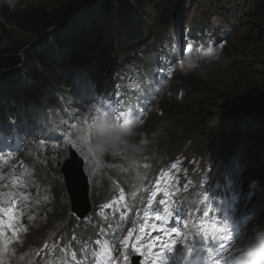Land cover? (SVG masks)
<instances>
[{"label":"clouds","instance_id":"obj_1","mask_svg":"<svg viewBox=\"0 0 264 264\" xmlns=\"http://www.w3.org/2000/svg\"><path fill=\"white\" fill-rule=\"evenodd\" d=\"M37 1L0 0V34L4 26L11 40L25 42L19 62L0 70L3 100L0 120L8 119V114L16 115L10 124H14L11 128H18L0 136V159L8 156L9 141L17 138L33 149L40 123L31 122L45 117L46 113V124H55L57 119L50 117L54 111L61 118L75 119L70 114L72 108H91L90 117L78 116L89 122L91 129L83 140L77 132L68 130L69 135H63L60 124L56 123L55 129V137L64 140L58 155L67 163L70 175L80 174L81 192L77 182L69 181L65 168L43 179L30 172L28 177L32 180L22 183L18 193L38 198L46 193L64 194L69 189L75 195L85 192L84 209L74 201L77 213L83 217L104 199L95 194L97 189L89 190L88 184L98 180L101 191L117 188L118 197L110 201L120 205L136 196L130 184H121L124 174L119 176L120 170L149 175L157 167L174 164L195 172L175 191L188 193L192 202L197 198L203 200L207 203L203 204L205 210L210 207L208 189L231 175L241 174L236 196L231 199L232 216H246V227L242 229L246 240L238 243V250L230 244L221 261L235 264L226 261L235 256L239 264H264V247L260 245L264 243V121L256 114H264V91L248 97L234 92L229 84H222V79H210L218 70L226 74L234 71L247 49L244 57L248 60L254 57L253 65L250 70V65L240 68L239 78L264 82V0H145L143 8H137L131 0L137 15L130 25L120 24L117 10L110 25V20H105L110 15L107 5L98 0L85 1L76 10H71L73 3L69 0H59L58 6H45ZM32 5L38 20L54 10L65 11L66 16L42 34L14 26L13 18L27 17ZM114 5H118V0H114ZM221 5H226L230 12L224 11ZM21 9L28 11L23 13ZM230 20L239 25L235 32L227 28ZM15 32L30 38L17 39L13 37ZM232 35L237 38L224 45V37ZM39 53L43 64L38 62ZM198 67L200 70L193 79L186 77ZM207 87H211L208 93ZM198 94L210 95L214 101L195 96ZM231 99L248 102L242 110L224 111L223 105L232 102ZM179 102L177 121L172 120L170 124L167 114L175 111ZM209 103L219 104L221 112L212 111L206 106ZM113 139L112 145L101 146L103 140ZM176 144L190 148L191 153L179 156ZM39 159L34 153L27 167L39 163ZM71 160H76L79 170H74ZM13 175L4 173L0 164V211L6 208L8 192L18 187L10 183ZM151 179L166 192L173 188L159 178ZM164 203L157 206L165 207ZM65 209V206L54 209L60 211L57 215L48 211L46 218H42L43 225L38 224L39 231L32 234L29 231L20 249L24 250L29 240L39 244V237L49 232L54 218H63ZM194 218V223L200 220V217ZM16 244L13 238L8 239L6 262L14 259L10 253ZM219 263L217 260L213 264Z\"/></svg>","mask_w":264,"mask_h":264},{"label":"trees","instance_id":"obj_2","mask_svg":"<svg viewBox=\"0 0 264 264\" xmlns=\"http://www.w3.org/2000/svg\"><path fill=\"white\" fill-rule=\"evenodd\" d=\"M73 3L71 10H76L77 7L82 5L85 1L88 0H69ZM101 4L107 5V11L109 14L108 17L105 18V20L109 19L110 20V25L114 23V10H117L118 15L121 16L120 24H125V25H130L132 23V19L136 17L137 8H143L145 0H134L135 1V6L131 5V0H118V5H114V0H98ZM34 5L29 7V12L27 17L25 18H18L15 17L12 20V23H14V26H17L19 29L27 32H32L35 34H42L45 32L46 28L49 27L52 24L57 23L60 21V19L64 18L66 16L65 11H60V10H54L52 11L51 14L46 15L45 18L42 20H38L37 16L34 13ZM146 8V7H145ZM22 10V9H21ZM69 10L68 12H70ZM23 13H26L28 9L22 10ZM140 26L143 27L141 24L140 20ZM1 34H0V70L3 68H9L13 67L16 63L19 62L20 57L19 53L22 51L24 47L25 42H19L16 43L15 41L10 39L9 32L6 30L4 26H1ZM102 30L104 32L105 27L102 26ZM73 31V30H71ZM76 32V30L73 31V33ZM13 55V57L9 56ZM45 57H48L46 55ZM38 62L40 64H43V60L41 58V53L38 54ZM83 69L88 70L87 67L83 66ZM251 67H249V70ZM33 72V71H31ZM249 72V71H248ZM33 74V73H32ZM185 82V81H184ZM19 93L17 92L14 95V98L18 95ZM159 93L157 92L155 96H157ZM264 96V95H262ZM13 99V98H12ZM232 102H228L227 104L223 105V110L225 111L226 109L235 111L237 109L242 110L244 103H247V100L240 101V102H233L234 99H231ZM257 118L260 120L264 121V114H261L259 112H256ZM174 122H176L174 120ZM25 134V132H24ZM18 141V140H16ZM3 145V144H2ZM102 146V142H101Z\"/></svg>","mask_w":264,"mask_h":264},{"label":"rangeland","instance_id":"obj_3","mask_svg":"<svg viewBox=\"0 0 264 264\" xmlns=\"http://www.w3.org/2000/svg\"><path fill=\"white\" fill-rule=\"evenodd\" d=\"M37 4H41V5H45V6H58L59 4V0H44V2L42 3V0H38L37 2H35ZM225 11V10H224ZM222 32V31H221ZM24 37L23 41H26L30 38L29 35L27 34H22V33H18V32H15L13 37H16L17 39H20L21 37ZM261 46V44H259ZM247 49L244 50V54H245V51ZM244 54L242 56V58H240V65L234 70L232 71L231 73L229 74H226L224 70H218L219 72L216 73L215 75L211 76L210 79H222V84H225V85H228L230 86V88L236 92V93H240V94H243L246 96H251L252 93H255V92H258L260 93L261 91H264V82L261 80V79H251V78H248L245 80H243L244 78H239V75H238V72L240 70V68H242L243 66L245 65H253L251 61H249L246 57H244ZM199 71L198 68L194 69V71H191L189 72L187 75L190 76V78L193 79L194 75ZM258 74H261V71L260 69H258ZM233 83V84H231ZM211 89V87H207L206 88V93L209 92V90ZM257 93V94H258ZM195 96H205V98H207L208 100H211L210 102H213L214 100L210 97V95H207V94H198V95H195ZM192 98L189 99V101H191ZM206 106L208 107H211L210 109L212 111L214 110H217L218 112L220 111L221 112V107L219 104H215L213 105V103H209V104H206ZM185 155L181 156V157H185ZM229 221L233 220V216L229 217L228 219ZM38 224V223H37Z\"/></svg>","mask_w":264,"mask_h":264},{"label":"bare ground","instance_id":"obj_4","mask_svg":"<svg viewBox=\"0 0 264 264\" xmlns=\"http://www.w3.org/2000/svg\"><path fill=\"white\" fill-rule=\"evenodd\" d=\"M226 5H221V7H222V9L223 10H225V11H227L228 13L230 12V9H227L228 7H225ZM221 20V22H222V24L224 23V21H223V19L221 18L220 19ZM226 28V27H225ZM227 28L229 29V32L230 31H233V32H235L238 28H239V25L238 24H236L234 21H231L230 20V22H228V24H227ZM222 32H226V31H222ZM235 38H237V35H232L231 37H224V39L222 40L223 42H224V45L225 44H227V43H229L230 41H232V40H234ZM211 44L212 43H210V45H209V47L211 46ZM209 49V48H208ZM193 55H195V57H196V54L194 53ZM208 58H209V53H208V55H207V61H208ZM251 62H253V60H254V57H251L250 59H249ZM194 60H191V62H193ZM250 67H252V65H250ZM198 69L200 70V68L198 67ZM186 77H188V78H190V76L189 75H186ZM179 106H180V102H179V105H178V107H177V109L175 110V111H173V112H171V113H169V114H167V121L170 123V124H172L173 122H172V120H175V121H177V117H178V113H179ZM26 134V133H25ZM114 143V139L112 140V141H108V140H103L102 141V147H106V146H109V145H112ZM174 147H177V148H179V153H178V155L179 156H183V155H185L186 154V156L188 155V154H190L191 153V149L190 148H188V147H186V146H184V145H182V144H176ZM70 163L72 164V166H73V168H74V170L77 168L78 169V165H77V162H76V160H71L70 161ZM79 170V169H78ZM76 172V171H75ZM66 173H67V175H68V179H69V181L70 182H77L78 183V187L80 188L78 191H82V185H81V183L79 182V181H81L82 180V178H81V176H80V174L79 173H77L76 172V174H72V175H70L69 173H68V166H67V163H66ZM255 188H256V186H254ZM75 202H76V204H77V206H81L83 209L85 208V205H86V197H85V192H83V193H81V194H79V195H76L75 197ZM60 206H58V205H51L50 206V209L52 210V209H57V208H59ZM223 209L225 210V216L227 217V219H229V217H231L232 215H233V211L232 210H230L229 212H227L226 213V210L228 209V207H223ZM247 216H250V214H247ZM229 221V220H228ZM232 221H234V222H240L239 221V219H235V218H233V220Z\"/></svg>","mask_w":264,"mask_h":264}]
</instances>
